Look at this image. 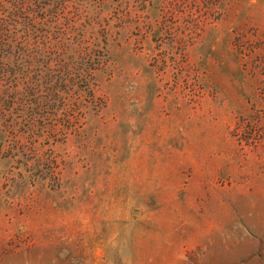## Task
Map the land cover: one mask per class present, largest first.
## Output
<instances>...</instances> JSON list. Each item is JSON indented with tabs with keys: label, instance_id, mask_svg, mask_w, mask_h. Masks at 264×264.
Instances as JSON below:
<instances>
[{
	"label": "rangeland",
	"instance_id": "obj_1",
	"mask_svg": "<svg viewBox=\"0 0 264 264\" xmlns=\"http://www.w3.org/2000/svg\"><path fill=\"white\" fill-rule=\"evenodd\" d=\"M62 9L93 79L0 137V264H264V0Z\"/></svg>",
	"mask_w": 264,
	"mask_h": 264
},
{
	"label": "trees",
	"instance_id": "obj_2",
	"mask_svg": "<svg viewBox=\"0 0 264 264\" xmlns=\"http://www.w3.org/2000/svg\"><path fill=\"white\" fill-rule=\"evenodd\" d=\"M55 1L0 0L2 144L8 134L22 139L46 129L52 113L69 105L93 79V73L83 67V58L78 56L81 62L76 61L78 52L71 40L78 41V36L71 39L66 19L55 23L54 10L60 7L63 11L66 0H58L57 5ZM77 84L82 87L75 88ZM89 95L92 97L91 92ZM76 108L83 117L88 105L78 103Z\"/></svg>",
	"mask_w": 264,
	"mask_h": 264
}]
</instances>
